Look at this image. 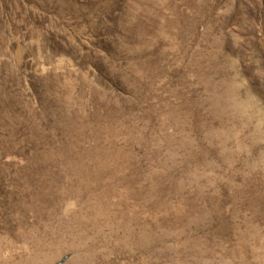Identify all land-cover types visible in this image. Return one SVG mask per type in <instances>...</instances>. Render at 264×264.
Here are the masks:
<instances>
[{"label": "rangeland", "instance_id": "rangeland-1", "mask_svg": "<svg viewBox=\"0 0 264 264\" xmlns=\"http://www.w3.org/2000/svg\"><path fill=\"white\" fill-rule=\"evenodd\" d=\"M32 262L264 264V0H0V264Z\"/></svg>", "mask_w": 264, "mask_h": 264}, {"label": "bare ground", "instance_id": "bare-ground-1", "mask_svg": "<svg viewBox=\"0 0 264 264\" xmlns=\"http://www.w3.org/2000/svg\"><path fill=\"white\" fill-rule=\"evenodd\" d=\"M217 106V105H216ZM32 264H33V262H32Z\"/></svg>", "mask_w": 264, "mask_h": 264}]
</instances>
